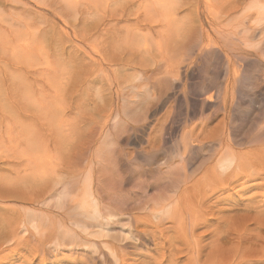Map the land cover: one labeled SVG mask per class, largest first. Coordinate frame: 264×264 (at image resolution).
<instances>
[{"label":"bare ground","instance_id":"1","mask_svg":"<svg viewBox=\"0 0 264 264\" xmlns=\"http://www.w3.org/2000/svg\"><path fill=\"white\" fill-rule=\"evenodd\" d=\"M5 3L10 17L32 20L21 21L24 27L44 25L55 60L51 98L34 102L37 117L47 123L37 124L29 137L37 184L43 183L27 193L0 180L1 251L9 241L37 234L35 249L49 244L89 259L95 253L94 264H127L126 249L108 226L115 214L101 195L115 197L125 186L104 187L101 171L96 182L93 171L112 146L120 155L127 145L138 147L136 166L142 167L143 153L147 167L137 193H177L163 197L168 202L180 205L181 198L197 197L193 193L237 186L264 190V0H0V7ZM52 15L70 19L72 31ZM256 103L263 111L255 117ZM85 160L90 168L80 189L86 167L72 168ZM151 209L158 221L177 215L171 205ZM135 233L131 238L138 239ZM250 243L259 251L257 241ZM254 257L212 263L264 264Z\"/></svg>","mask_w":264,"mask_h":264},{"label":"rangeland","instance_id":"2","mask_svg":"<svg viewBox=\"0 0 264 264\" xmlns=\"http://www.w3.org/2000/svg\"><path fill=\"white\" fill-rule=\"evenodd\" d=\"M3 5L5 8L2 5L0 7L2 8L0 9V79L3 80L0 82L2 85L0 86V94L2 93L0 95V180L21 186V191L27 192L29 190L27 193H32L37 190L38 186L36 187V185L43 182L37 184V173L32 158L36 148L32 146L29 137L32 136L37 124L39 125L44 121L47 123L46 120L37 117L40 113L35 101H37V97H41L44 102L51 98L49 95L52 94L50 92L52 83L50 76L52 77V75L49 69L54 64L55 47L49 43V38L44 37V34V36L42 35V33H47V29L42 23L36 24L37 27H30V25L24 27L23 22H29L30 19L28 20L24 16H19L18 19L15 14L13 15L15 17H10L11 5L7 3ZM54 17L56 23H60L61 28L72 31V21L69 18L67 20L69 22H65L52 15V18ZM43 28L44 32H42ZM39 35L43 37L41 38ZM6 101L10 103L11 107H5ZM3 103L4 105H2ZM50 105L53 106V103ZM254 107L251 108L253 116L263 111L264 104L263 109L259 103H256ZM251 114L249 113L250 119L253 117ZM249 122L248 118L245 123L242 121V124L246 125ZM136 148L138 147L127 145L124 150L126 153L120 155L118 147L112 146L106 152L107 159L104 165L100 169L93 166L95 182L100 170L102 174L101 183L104 187L121 182L125 186L124 192L116 193L115 197L111 195L113 193L102 192L101 195L105 196V201L110 203L109 205L115 214L111 217V223L108 226L111 234H117L118 239L122 240H119L118 244H121V249H126L122 252L126 255L127 264H213L212 262H227L229 256L233 259L240 257L241 261H245L247 257L250 258L253 254L255 255L254 258L257 256L264 259V193H259L264 192L263 189L246 191L237 186L238 189L235 187L233 191L231 188L230 191L205 193V195L204 193H193L197 197H192L191 193H186V196L187 194L190 195L193 199L195 198V201L192 198L189 201L187 197L185 200L181 198L180 205L173 199L169 202L163 199L167 195L173 194L175 196L177 193H137L140 191L139 185L146 178L144 168L147 166L143 161V153L138 154V157L141 156L142 167L136 166L138 164L134 159ZM170 148L171 143H168L167 149ZM87 160L89 162V158ZM87 165L85 160L76 168H72V172L75 173L73 170L86 167V170L83 169L85 172L79 178L81 179L78 183L80 189L84 184L83 179L87 172ZM21 178L25 179L26 182L20 184ZM57 188L59 189L61 186ZM108 194L113 196L110 202L107 197ZM7 203L14 208H22V204L19 202ZM187 203L190 207H186ZM157 205L173 206L178 211H176L177 215L175 216L177 218H174L175 221L171 215L170 217L167 215L162 217L161 222L158 221L159 219L156 220L151 214V208L155 209ZM38 206L42 205L39 204ZM4 215L0 212V216ZM129 218L132 223H129ZM169 218L171 219L169 220ZM247 226L246 235L244 233L242 237L239 236L241 232L246 231ZM132 230L134 233L136 232V235L138 234V239L131 238ZM139 231L142 233V237L139 235ZM147 232H150L149 235ZM126 233H130V235L125 236ZM24 234L26 233H21V236L27 235ZM36 236L39 237L37 234L34 237ZM34 237H26L25 239L22 237L17 242L9 241L10 243L8 242L7 245L3 246L5 251L0 250V264H81L83 261L82 264H94L95 262V260L92 262V257L96 256L95 253L94 255L91 253L92 257L89 253V259L86 257L88 253L85 254L86 256L84 254L82 256L73 255V252L69 250L63 249V252L61 249L60 252V247L55 251L49 244H45V247L40 246V250L39 248L35 249L39 240L35 241ZM255 239L259 243V247L257 246L259 251H256L254 247L252 250L250 249L254 245L250 242H256ZM244 241L248 243L245 245ZM122 244L126 245L123 246ZM238 246L240 249L242 248L241 252ZM46 250L48 252L50 250V252L48 253ZM237 251L241 255L237 256ZM195 255L198 256L199 263L196 262L197 257ZM98 264H103L102 259Z\"/></svg>","mask_w":264,"mask_h":264}]
</instances>
